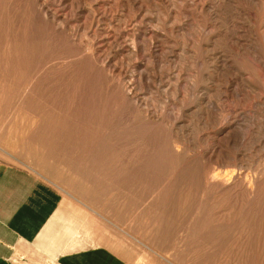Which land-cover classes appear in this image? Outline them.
I'll use <instances>...</instances> for the list:
<instances>
[{
  "label": "rangeland",
  "instance_id": "obj_1",
  "mask_svg": "<svg viewBox=\"0 0 264 264\" xmlns=\"http://www.w3.org/2000/svg\"><path fill=\"white\" fill-rule=\"evenodd\" d=\"M0 162L130 264H264V0H0Z\"/></svg>",
  "mask_w": 264,
  "mask_h": 264
},
{
  "label": "crops",
  "instance_id": "obj_2",
  "mask_svg": "<svg viewBox=\"0 0 264 264\" xmlns=\"http://www.w3.org/2000/svg\"><path fill=\"white\" fill-rule=\"evenodd\" d=\"M49 181L0 162V264H130Z\"/></svg>",
  "mask_w": 264,
  "mask_h": 264
},
{
  "label": "bare ground",
  "instance_id": "obj_3",
  "mask_svg": "<svg viewBox=\"0 0 264 264\" xmlns=\"http://www.w3.org/2000/svg\"><path fill=\"white\" fill-rule=\"evenodd\" d=\"M87 50V49H86ZM230 175V174H229ZM233 175V174H232ZM222 177V176H221Z\"/></svg>",
  "mask_w": 264,
  "mask_h": 264
}]
</instances>
